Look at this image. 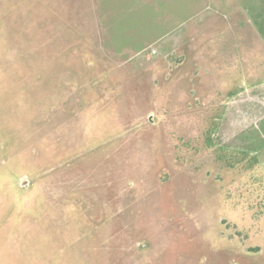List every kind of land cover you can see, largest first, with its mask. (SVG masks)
Returning <instances> with one entry per match:
<instances>
[{
  "label": "rangeland",
  "instance_id": "obj_1",
  "mask_svg": "<svg viewBox=\"0 0 264 264\" xmlns=\"http://www.w3.org/2000/svg\"><path fill=\"white\" fill-rule=\"evenodd\" d=\"M191 1L0 0V264H264L262 0L123 52Z\"/></svg>",
  "mask_w": 264,
  "mask_h": 264
},
{
  "label": "crops",
  "instance_id": "obj_2",
  "mask_svg": "<svg viewBox=\"0 0 264 264\" xmlns=\"http://www.w3.org/2000/svg\"><path fill=\"white\" fill-rule=\"evenodd\" d=\"M103 1L104 0H90V2L94 4L95 8L98 7L97 5H102ZM111 1L113 3H119V0H111ZM132 1L136 5L137 9L140 10V13H141V11H145L147 9V7H148L147 5L153 6V3H155L156 0H132ZM189 1H191V0H189ZM141 2L144 3L143 6L142 5L138 6L136 4V3H141ZM164 2H165V0H164ZM191 3H192V5H193V3L196 4V6H195L196 7L195 8L196 11L194 13H193V6H192V8H191L192 14H190L186 18H181V20H180L181 22H177V23L173 22L168 27V30L160 32V33H159V31H154V29H153V30H151V31H149V32H147L145 34H142L140 36V38L138 40H136V45H138V47H135L133 50L127 48V49L123 50V52H127V51L141 52V51L145 50L148 46H150L154 42H156L158 39H160V38H162L164 36L170 35V34H174L175 31H177V29H179L182 26L183 23H187L188 25H190L193 17L197 16V14L200 12L201 7L205 8V6L208 5V0H192ZM183 7H185V6L183 5ZM95 12H96V9H95ZM101 13H102V6H101ZM104 16L106 17V14L102 13L103 20H105ZM175 19H176V16H175V11H174L173 20H175ZM196 19H197V17H196ZM254 27H255V25H254Z\"/></svg>",
  "mask_w": 264,
  "mask_h": 264
},
{
  "label": "trees",
  "instance_id": "obj_3",
  "mask_svg": "<svg viewBox=\"0 0 264 264\" xmlns=\"http://www.w3.org/2000/svg\"><path fill=\"white\" fill-rule=\"evenodd\" d=\"M244 4H247V3H244ZM244 4H242L243 5V8H244V6H246L247 9H248V11H249V13L252 16L255 15L253 17V19H254L253 21L255 23V26L257 27V29L259 30V32L261 34H263V36H264V0H262V4H260V5H257L253 1H251V4H249L250 7L247 6V5H244Z\"/></svg>",
  "mask_w": 264,
  "mask_h": 264
},
{
  "label": "water",
  "instance_id": "obj_4",
  "mask_svg": "<svg viewBox=\"0 0 264 264\" xmlns=\"http://www.w3.org/2000/svg\"><path fill=\"white\" fill-rule=\"evenodd\" d=\"M29 183H30V180H26V181H22V182H21V185H22V187H25V186H27Z\"/></svg>",
  "mask_w": 264,
  "mask_h": 264
},
{
  "label": "flooded vegetation",
  "instance_id": "obj_5",
  "mask_svg": "<svg viewBox=\"0 0 264 264\" xmlns=\"http://www.w3.org/2000/svg\"><path fill=\"white\" fill-rule=\"evenodd\" d=\"M151 119H152V121H153V115L151 116Z\"/></svg>",
  "mask_w": 264,
  "mask_h": 264
}]
</instances>
